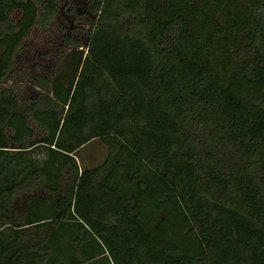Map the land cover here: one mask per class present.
<instances>
[{"label": "trees", "instance_id": "1", "mask_svg": "<svg viewBox=\"0 0 264 264\" xmlns=\"http://www.w3.org/2000/svg\"><path fill=\"white\" fill-rule=\"evenodd\" d=\"M106 252L264 264V0H0V264Z\"/></svg>", "mask_w": 264, "mask_h": 264}, {"label": "rangeland", "instance_id": "2", "mask_svg": "<svg viewBox=\"0 0 264 264\" xmlns=\"http://www.w3.org/2000/svg\"><path fill=\"white\" fill-rule=\"evenodd\" d=\"M60 20V17L58 18V21ZM39 35L40 33L37 31L32 32V34L27 38L26 42L27 45L29 46H33L38 42L39 39ZM41 36V35H40ZM58 45V41L55 39L54 42V46L56 47ZM67 56V55H66ZM63 57V59L61 60V63L59 65V69L64 70L67 63H68V58L67 57ZM57 59L53 58L52 60V64L54 63V60ZM22 60V59H21ZM48 66L51 65L47 64ZM45 68V67H44ZM21 67H19L17 69H14V71H12V73L10 75H8L5 79L4 85L5 86H11V84H13V82H17L18 79L23 80V76L27 71V69H25ZM61 70V71H62ZM44 72V70H41L40 74H42ZM46 72V71H45ZM25 101H29L28 98H26ZM28 103V102H27ZM32 157L36 160V161H41L44 158H46L47 153H46V147H44L43 145L38 146L37 148L34 149V151L31 153ZM107 156V148L106 146L100 142V140L98 139H93L91 141H89L87 144L83 145L82 147H80L74 154V159L75 162L77 164V166L79 167L80 170L86 169V168H93L96 167L97 165H100L106 158ZM67 174H63L61 177V188H64L68 183H67ZM35 194H42L43 196H47V192L43 191L42 193H40V190L38 189ZM105 249V248H104ZM106 255V256H105ZM99 259H97V262L93 263V264H115L111 258V256L106 252L104 254L99 255ZM63 263V260H62Z\"/></svg>", "mask_w": 264, "mask_h": 264}]
</instances>
